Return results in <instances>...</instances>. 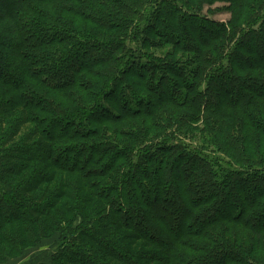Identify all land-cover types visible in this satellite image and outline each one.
Here are the masks:
<instances>
[{
  "label": "trees",
  "instance_id": "trees-1",
  "mask_svg": "<svg viewBox=\"0 0 264 264\" xmlns=\"http://www.w3.org/2000/svg\"><path fill=\"white\" fill-rule=\"evenodd\" d=\"M46 244L264 264V0H0V264Z\"/></svg>",
  "mask_w": 264,
  "mask_h": 264
},
{
  "label": "rangeland",
  "instance_id": "rangeland-1",
  "mask_svg": "<svg viewBox=\"0 0 264 264\" xmlns=\"http://www.w3.org/2000/svg\"><path fill=\"white\" fill-rule=\"evenodd\" d=\"M224 7H225V4L217 3L211 7H205L202 14L214 20L225 22L226 20H228L229 14L224 10ZM27 129L28 128H26V130ZM45 246L46 247L36 249L32 252L30 251L29 254L25 256L26 258L16 260L11 264H28V262L30 261V258H33L36 255H39L41 257H49L50 250L49 249L47 250L49 246L47 244Z\"/></svg>",
  "mask_w": 264,
  "mask_h": 264
}]
</instances>
